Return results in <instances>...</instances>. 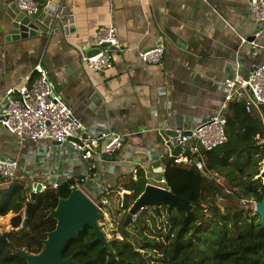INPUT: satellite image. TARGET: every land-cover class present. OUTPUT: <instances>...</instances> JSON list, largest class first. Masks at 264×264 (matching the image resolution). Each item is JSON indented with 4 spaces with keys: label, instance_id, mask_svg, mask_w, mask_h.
I'll return each mask as SVG.
<instances>
[{
    "label": "crops",
    "instance_id": "obj_1",
    "mask_svg": "<svg viewBox=\"0 0 264 264\" xmlns=\"http://www.w3.org/2000/svg\"><path fill=\"white\" fill-rule=\"evenodd\" d=\"M40 1L43 7L67 11L74 21L62 25L61 32L50 30L48 36L7 39L10 28L4 18L14 0H0V97L41 64L54 91L84 126L129 138L88 181L90 187L105 185L111 202L108 215L124 213L118 193L131 192L128 186L136 183L133 167L147 184L158 185L165 177L173 155L165 139L158 138L161 131L169 132L165 138L171 139V132L198 126L220 108L225 78L237 68L247 77L264 63V31L250 0ZM110 25L117 29L120 49L114 53L113 68L97 72L81 63L79 53L93 55L98 30ZM243 38L263 47L258 56ZM159 44L165 47L162 63H145L141 53ZM65 157L56 154L48 140L22 139L0 126V158L17 160L21 171L35 180L50 172L53 162L63 176L84 169ZM26 186L31 192L32 186ZM14 215L6 216L9 226Z\"/></svg>",
    "mask_w": 264,
    "mask_h": 264
},
{
    "label": "trees",
    "instance_id": "obj_2",
    "mask_svg": "<svg viewBox=\"0 0 264 264\" xmlns=\"http://www.w3.org/2000/svg\"><path fill=\"white\" fill-rule=\"evenodd\" d=\"M225 131V144L190 157L203 162V168L194 162L177 164L174 157L166 163L167 184L173 194L189 200L193 207L190 212L180 205H175L171 213L167 208L159 212L148 208L132 224L123 226L129 208L146 187V179L141 177L128 186L133 193L120 208L124 212L118 226L121 239L115 236L111 248L106 249L86 226L68 242L63 257L74 256L77 264H148L150 260L156 264H264V226L259 215L245 209L264 199V177L260 173L264 105L248 112L244 101H233L225 116ZM215 178L225 180L231 189L230 199H223ZM71 184L66 182L57 190L38 194L26 223L22 214L31 189L19 182L0 188V217L15 214L6 240L0 243V264H27L19 250L29 254L43 250L46 233L56 228V221L47 216L61 198L69 196ZM162 211L167 230L146 235V230L152 231L148 220L155 228L156 221L162 220Z\"/></svg>",
    "mask_w": 264,
    "mask_h": 264
},
{
    "label": "built area",
    "instance_id": "obj_3",
    "mask_svg": "<svg viewBox=\"0 0 264 264\" xmlns=\"http://www.w3.org/2000/svg\"><path fill=\"white\" fill-rule=\"evenodd\" d=\"M18 9L27 14H37L43 8L40 0H14ZM250 10L264 31V0H250ZM260 33L256 34L259 36ZM243 44L249 43L253 55L258 56L263 47L256 40L242 39ZM120 49L117 39V29L114 25L101 27L95 40V53L80 51L81 63L88 68L104 72L113 68L114 53ZM165 55V47L159 44L141 53L142 60L147 64H161ZM223 102L216 113L205 118L198 126L186 129L184 127L176 131L177 135L169 141L176 147H181V153L174 157V162H194L200 169L202 162L190 157L197 156L201 150L211 151L227 142L225 131V116L231 103L235 100L244 101L248 112L253 108L264 105V63L256 67L247 77H243L238 68L236 72L222 82ZM0 126L8 132L22 139L32 141L48 140L53 143L56 154H62L72 165L85 166L79 173H58V165L51 166L50 172L43 178H35L26 171H21L17 160L0 158V186L5 183L19 182L32 186L40 185L39 194L47 190H57L66 182H72L73 188L79 189L88 196L96 205L102 217L108 216L111 202L107 197L106 187L102 183L88 185L91 173L112 159L122 150L129 138L122 135L90 130L84 126L75 116L72 107L67 104L54 91L45 68L38 64L32 74L28 75L24 82L11 87L0 97ZM52 161V158H50ZM57 168V169H55ZM133 179L138 181L137 167L131 169ZM261 169L260 173L263 174ZM168 192H172L166 178L159 180L158 185ZM95 189V191H94ZM126 193L131 195L133 191L122 190L118 193L124 203ZM25 211L22 214L25 220ZM118 237V236H117ZM116 237V238H117ZM118 239V238H117Z\"/></svg>",
    "mask_w": 264,
    "mask_h": 264
},
{
    "label": "water",
    "instance_id": "obj_4",
    "mask_svg": "<svg viewBox=\"0 0 264 264\" xmlns=\"http://www.w3.org/2000/svg\"><path fill=\"white\" fill-rule=\"evenodd\" d=\"M68 12L59 8H49L44 6L37 14L27 15L21 12L16 3L13 2L7 8L5 15V24L10 28L7 39L19 40L48 36L50 30L62 31V25L73 23V17L68 16ZM169 132L161 131L159 139H165L164 142L172 151L173 156L181 153V147L171 144L170 139L165 138ZM176 132H171V137H175ZM167 139V140H166ZM161 141V140H160ZM160 168L159 163L154 164ZM161 168L158 172H161ZM264 177V172L262 174ZM30 192V200L25 210V223L29 217L32 203L39 194L40 185L34 184ZM129 195L126 194V198ZM175 205H180L187 212L192 210V206L185 198L179 197L172 192L147 184L143 193L129 208L123 226L132 224L138 214L144 209L153 208L160 211L161 208H167L171 213ZM255 213L260 216V224L264 226V199L255 203ZM47 219L56 221V228L46 233V239L43 241L44 248L38 254H29L25 250H19V254L26 260L27 264H77L74 256L63 257V252L68 242L77 237L78 233L86 226L92 228L95 240L103 243L106 249H110L107 236L100 226L102 214L98 212L95 203L79 189L73 188L67 198H61L56 208H51ZM7 232L0 235V243L6 240Z\"/></svg>",
    "mask_w": 264,
    "mask_h": 264
},
{
    "label": "rangeland",
    "instance_id": "obj_5",
    "mask_svg": "<svg viewBox=\"0 0 264 264\" xmlns=\"http://www.w3.org/2000/svg\"><path fill=\"white\" fill-rule=\"evenodd\" d=\"M261 169L264 170V160L261 163ZM215 180H216V185H218L219 188L221 189L223 199H230L231 198V193H230V190L231 189L227 185V183L225 182V180H222L221 178L220 179H216L215 178ZM115 194H116V192H115ZM129 201L131 202V198H130ZM242 204H243V206L246 205V203H242ZM119 205H117V206H119ZM249 208L254 211V209H255V203L252 202L250 204V206H245V209H249ZM119 210H120V206H119ZM112 212H111V215H108L107 217H105V220L100 219V221H99L100 226H101L103 232L107 236V240H108V242L110 244V248H111V240H113V238L115 236L116 237L118 236L117 238L118 239H121L120 234H118V226H119V223H120V221H121V219L123 218V215H124V214H122L121 216H119L118 215V211L116 213H114V212L112 213ZM254 214H256L255 211H254ZM163 215H164V211H162V220L161 221H156V227L155 228H153V222H152V220H148L147 224L150 226V228H152V231L146 230L145 231V234L146 235H149L150 236L151 235V232L154 233V235H155L157 233V231L160 230V229H162L163 232L165 233V230H167V228H166L167 222L163 218ZM149 218L150 217H147V219H149ZM8 223H9V218L8 217H5L3 219H0V235L3 234L4 232H7V231H10L11 230V227L8 225ZM129 229L131 231H133V228L132 227H130ZM148 264H156V262H154L153 260H150L148 262Z\"/></svg>",
    "mask_w": 264,
    "mask_h": 264
}]
</instances>
